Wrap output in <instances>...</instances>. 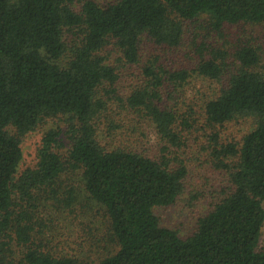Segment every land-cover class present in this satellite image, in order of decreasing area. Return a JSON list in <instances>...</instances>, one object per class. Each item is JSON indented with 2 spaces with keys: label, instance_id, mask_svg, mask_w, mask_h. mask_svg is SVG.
<instances>
[{
  "label": "trees",
  "instance_id": "obj_1",
  "mask_svg": "<svg viewBox=\"0 0 264 264\" xmlns=\"http://www.w3.org/2000/svg\"><path fill=\"white\" fill-rule=\"evenodd\" d=\"M199 21L216 34L264 24V0H0V264H77L39 237L48 232L35 218L60 196L74 205L67 172L107 218L114 247L93 264H264L258 49L203 38L196 60L176 66L143 54L144 41L182 49L187 22ZM50 121L62 126L45 130L35 164L20 170L23 141ZM235 121L245 133L223 138ZM204 155L226 185L181 237L153 209L184 193L190 159Z\"/></svg>",
  "mask_w": 264,
  "mask_h": 264
},
{
  "label": "rangeland",
  "instance_id": "obj_2",
  "mask_svg": "<svg viewBox=\"0 0 264 264\" xmlns=\"http://www.w3.org/2000/svg\"><path fill=\"white\" fill-rule=\"evenodd\" d=\"M103 6L113 0H93ZM201 20L203 18H200ZM190 29L187 34L188 42L185 47L178 51L158 50L148 41H144L143 54L149 57L159 54L162 61L167 65H180L193 63L197 58L193 48L194 41H202L206 38L208 42L217 44L219 47L229 48L231 51L239 41L258 49L260 64L264 66V24L241 23L237 25H226L222 34L211 33L204 25L199 26V22H187ZM187 25V26H188ZM191 41V43H190ZM196 85L195 88H197ZM194 92L191 89L188 95ZM197 95V94H196ZM198 125L201 120L198 119ZM62 126L61 121H50L37 131L29 133L22 143L23 157L19 169L31 167L36 162V150L42 134L45 130ZM247 130L243 122L235 121L226 124L223 128V138L239 140ZM62 152L67 149V141L63 139ZM63 187L75 188V203L70 208L63 201L64 195L58 197L59 201L51 200L44 205L35 218L43 225L46 233L39 234V237L46 238L48 245L62 256H74L77 264H93L98 258L112 252L113 244L107 236V218L101 206L89 201L85 196V191L81 183L80 175L76 172H67L63 177ZM226 185L223 172L213 169L208 162L207 155L198 159H190V173L186 178L184 193L169 206L154 207L153 211L158 217L162 227L175 230L181 237L191 235L196 228L199 217L211 210L217 194ZM64 190V189H63ZM264 207V201H263ZM264 248V225L258 244V250ZM14 256L19 258V249L13 246Z\"/></svg>",
  "mask_w": 264,
  "mask_h": 264
}]
</instances>
